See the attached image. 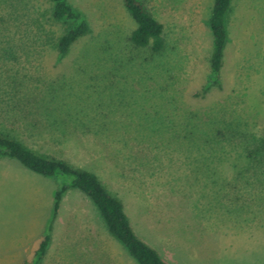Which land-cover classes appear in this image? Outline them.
Returning <instances> with one entry per match:
<instances>
[{"label": "rangeland", "instance_id": "rangeland-1", "mask_svg": "<svg viewBox=\"0 0 264 264\" xmlns=\"http://www.w3.org/2000/svg\"><path fill=\"white\" fill-rule=\"evenodd\" d=\"M68 1L91 32L61 59L47 45H31L19 22L6 26L0 17V126L20 130L12 121L21 118L51 132L56 125L49 122L62 116L68 136L59 130L43 138L36 128L21 129L17 139L95 173L124 202L138 236L170 264H264V161L243 156L245 146L264 139V0L232 1L220 81L208 91L214 0H141L167 40L163 55L150 61L127 44L135 24L121 0ZM19 8L32 23L50 5ZM41 20L61 35L62 25ZM35 85L44 91L25 98L26 107L3 96L25 87L31 94ZM6 101L15 111L11 119ZM158 111L179 128L184 113L194 115L203 141L190 147L167 130L155 136ZM72 113L91 121L92 132L70 125ZM219 126L226 141L218 143L210 137ZM57 187L56 180L0 156V264L31 263L52 219ZM101 242L121 254V262L136 264L114 244L95 206L71 191L41 264H93Z\"/></svg>", "mask_w": 264, "mask_h": 264}, {"label": "trees", "instance_id": "trees-1", "mask_svg": "<svg viewBox=\"0 0 264 264\" xmlns=\"http://www.w3.org/2000/svg\"><path fill=\"white\" fill-rule=\"evenodd\" d=\"M121 1L123 8L135 24V28L127 37L129 48L136 52L147 54L145 58L146 61L155 60V58L162 56L167 49L164 26L153 16L143 1ZM232 1L233 0H214L208 18L207 24L212 34L213 43L209 59V81L205 89L206 91L213 86H217L220 81L224 53L228 43L227 24ZM16 2L18 3L17 5ZM43 2L49 3V10L47 9L40 13V16L38 15L36 20H33L32 23H26L23 16L20 15L23 9L21 10L19 5L28 7L30 3L42 4ZM0 10H2V16L0 17L4 25L10 26V23L19 22L20 24H18L17 27L20 29L23 27L25 30L24 33L28 37L30 36L29 39L32 38L31 40L27 38L31 41V45H38V47L47 45L58 54L60 59L66 57L71 48L91 32L86 17L81 11L72 6L68 0H0ZM32 14L33 13L30 15ZM41 17L52 25H62L61 35L56 37L53 32L46 30V22H42ZM27 29L28 32H26ZM8 43L12 44L10 42ZM42 86L43 85H35V91L33 90L31 94L30 89L27 87L20 91L16 90V88L9 89L10 91L4 90L5 92L3 93L5 94H3V96L7 95L8 101L15 103L16 106L26 107L29 105V99L25 100V98L31 97L36 91L42 93L44 91ZM3 101L1 99L0 104H2ZM6 103L9 104L7 101ZM8 107L9 109L6 110V113L8 119H11L14 115L12 112L15 111L12 110L14 108H11L10 104ZM169 116L170 115L166 112L159 113L158 111L155 113L153 116V120L155 121L153 122L154 124H152L155 126L152 131L155 136H161V134L163 132L165 133L167 130L170 134H173L179 142H187V145L190 147L199 145L198 143L203 141L196 134V131L199 130H197V122L194 115L184 113L182 115V121L180 120V128ZM61 117L59 116L51 121V118H47L42 121H50V124H48L50 126L53 124L56 125L52 131L58 132L62 130L61 132L65 137L68 136L69 132H67V129L62 125ZM14 119L15 120L12 121L13 124L16 122L21 123L19 124L20 130L8 129L4 124L0 126V156L16 160L24 168L35 174L54 179L58 185L54 193L52 219L30 264H41L43 258L46 256L51 243L53 223L57 218L62 201L71 191H78L83 194L91 204L95 206L114 244L117 243V246H122L136 264H170L162 257L157 249L138 236L126 213L124 202L108 191L95 173L77 168L60 156L41 153L35 149L29 148L17 139L19 135L23 133L21 129L26 132H31L33 129L37 128L35 134L41 135L43 138L50 133L54 134L52 131H47L45 126L42 128L34 127L25 119ZM67 121L70 125H75L76 128H80L81 130L84 129L87 133L92 132L90 125L91 121H81V118L76 116V114H70ZM84 122L87 123V125ZM65 123L67 122L65 121ZM216 124H219V122ZM220 128L221 126H219L218 131L212 133L210 137L216 139L218 143L226 141V136L222 134ZM95 134L97 135V133ZM218 136H221V138L217 139ZM252 144L250 143L244 147L243 156L252 160V163L264 161V139H261L253 148H251ZM107 245L109 244L101 242V244L97 246L92 261L93 264H117L115 262L117 259L119 262L118 264H129L127 263L128 261L121 262L119 259L123 258V256L118 252H112Z\"/></svg>", "mask_w": 264, "mask_h": 264}]
</instances>
